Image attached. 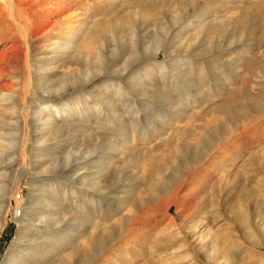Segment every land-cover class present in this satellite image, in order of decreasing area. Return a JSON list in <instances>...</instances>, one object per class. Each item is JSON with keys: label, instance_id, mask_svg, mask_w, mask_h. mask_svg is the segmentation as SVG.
Returning a JSON list of instances; mask_svg holds the SVG:
<instances>
[{"label": "rangeland", "instance_id": "rangeland-1", "mask_svg": "<svg viewBox=\"0 0 264 264\" xmlns=\"http://www.w3.org/2000/svg\"><path fill=\"white\" fill-rule=\"evenodd\" d=\"M41 1L0 0V264H264V0Z\"/></svg>", "mask_w": 264, "mask_h": 264}, {"label": "bare ground", "instance_id": "bare-ground-1", "mask_svg": "<svg viewBox=\"0 0 264 264\" xmlns=\"http://www.w3.org/2000/svg\"><path fill=\"white\" fill-rule=\"evenodd\" d=\"M46 0H42L41 2H45ZM53 2H55L56 3V5H60V3H62L63 1H60V0H49V2L48 3H43V6H48V5H50V4H53ZM12 3V4H11ZM10 4H11V14L12 15H14V17H15V20H16V22H17V24H18V26L20 27V29H22L27 35H30L31 33H32V28H31V25H32V23H31V20L28 18H25V17H23L22 15H21V9H22V6H20V5H18V6H15V2H14V0H13V2H11ZM22 4V3H21ZM53 6H51L50 8H52ZM57 12H59V10H56ZM42 12V11H41ZM47 13V12H46ZM45 14V13H44ZM49 15V14H48ZM60 15V14H59ZM47 16V15H46ZM39 17V16H38ZM42 17V16H41ZM45 17V16H44ZM144 22L145 21H147V20H143ZM146 23V22H145ZM122 25V23H120V24H117V26H121ZM130 27V26H129ZM41 28V27H40ZM131 30H130V41H134L135 40V37H137L136 36V33H135V29H136V27L134 28V30L132 29V28H130ZM38 32H42V28L40 29V30H37V34H38ZM43 32H46V31H43ZM42 32V33H43ZM108 32V31H107ZM110 32V31H109ZM126 37V36H125ZM97 38H98V36H96L95 37V42L97 41ZM63 50H64V54L66 53H72V52H74V51H76V52H78L79 50L81 51V50H83L81 47H76V46H72V44L71 43H68L66 46H64L63 47ZM19 54V52L17 51L16 52V54H14V56H10V57H3L2 58V56L0 57V67L1 66H5V62L7 61H11V60H14L16 57H17V55ZM82 55H85V53H83L82 52ZM87 55V54H86ZM19 56V55H18ZM92 57V55H91V53H89L88 54V58H91ZM102 57V58H101ZM22 58V57H21ZM93 59H96V60H102V59H104V57H103V55L102 54H98V56L96 57V58H93ZM79 61H81V60H83V56H81V58L80 59H78ZM10 63V62H9ZM7 66V65H6ZM5 144V143H4ZM6 165V164H5ZM19 170V169H18ZM46 170V169H45ZM47 172V171H46ZM27 172H26V169L23 167V169L22 170H20V176H19V179H18V181H17V183H16V189L14 188V190H9V189H7V188H5V186L3 185V184H1L2 182L0 181V232L1 231H3V229H4V227H5V224H6V221H5V217L8 215V205H9V203L11 202V198L16 194V192H17V190L19 189V186H18V183L19 182H21L22 181V179H23V176L26 174ZM45 173V172H44ZM34 174H40V173H34ZM33 176H35V175H33ZM0 177H3L1 174H0ZM32 191V190H31ZM54 190H53V188H52V191H51V194H52V192H53ZM44 195V194H43ZM54 196V195H53ZM252 196V195H251ZM245 198H247V199H243L244 200V202L245 203H247V201H249L248 200V197H245ZM34 199V198H33ZM53 199L54 198H51V201H53ZM251 199V198H250ZM34 203V202H33ZM45 204H46V206H49V207H51V206H53L52 205V202H45ZM33 206V205H32ZM246 210L244 211V214L243 215H241V216H236V218L237 217H239V218H241L242 219V221H244V222H247V224H249L251 227H254V225L256 226V227H259L258 226V223L257 222H255L254 220L256 219L255 218V215L254 214H252V211L250 210V206H249V204L247 205L246 204ZM18 209H21V208H17V210ZM17 210H15L16 212H17ZM32 210V209H31ZM23 211V210H22ZM21 211V214L23 213ZM249 211H251V213L249 212ZM29 213V212H28ZM28 213H25V215L22 217V218H18V215H16V213H15V215H14V218L17 220V221H19L20 223H22V227L21 228H23V230H25L26 228H28L29 227V224H28V219H27V216L29 217V215H28ZM21 214H20V216H21ZM30 214V213H29ZM233 215H234V213H233ZM36 218V217H35ZM42 218H45V217H42ZM33 219V218H32ZM42 221V220H41ZM45 221V220H44ZM254 229H255V227H254ZM260 229H261V227H260ZM21 231H22V229H21ZM30 230H28V232H29ZM257 231V230H256ZM258 231H260V230H258ZM23 232V231H22ZM262 235V234H261ZM260 235V236H261ZM20 239H21V237H20ZM261 239H262V245H258V247L260 246V247H264V236H262L261 237ZM21 241V240H20ZM16 248H17V246H16ZM12 249V248H11ZM21 250V249H20ZM11 252H13V251H11ZM11 252H9L8 253V255H7V259H6V264H15L16 263V261H17V259L15 260L14 259V257H13V254L11 253ZM222 253V252H221ZM30 255V254H29ZM196 260V259H195ZM218 262V264H237V262H234L233 261V259L230 257V256H228L227 255V257H224V258H222L221 260H218L217 261ZM18 263V262H17ZM21 263V262H20Z\"/></svg>", "mask_w": 264, "mask_h": 264}, {"label": "built area", "instance_id": "built-area-1", "mask_svg": "<svg viewBox=\"0 0 264 264\" xmlns=\"http://www.w3.org/2000/svg\"><path fill=\"white\" fill-rule=\"evenodd\" d=\"M18 199H21L20 195L18 196ZM20 214H21V210H17V215L20 216Z\"/></svg>", "mask_w": 264, "mask_h": 264}]
</instances>
